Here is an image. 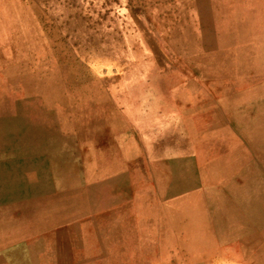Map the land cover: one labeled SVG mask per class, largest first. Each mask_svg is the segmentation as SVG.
Returning a JSON list of instances; mask_svg holds the SVG:
<instances>
[{"label":"rangeland","instance_id":"1","mask_svg":"<svg viewBox=\"0 0 264 264\" xmlns=\"http://www.w3.org/2000/svg\"><path fill=\"white\" fill-rule=\"evenodd\" d=\"M74 261L264 264V0H0V264Z\"/></svg>","mask_w":264,"mask_h":264},{"label":"crops","instance_id":"2","mask_svg":"<svg viewBox=\"0 0 264 264\" xmlns=\"http://www.w3.org/2000/svg\"><path fill=\"white\" fill-rule=\"evenodd\" d=\"M73 207H70L69 209L65 210V216L67 218H70L71 219V216H74L75 214H77L76 212V207L73 205H71ZM109 210V212H113L115 211V209L113 207L107 209V211ZM97 214H92L91 213V219L90 220H94V216H96ZM74 219V218H72ZM106 219H108V213H106ZM70 225L71 224V220H68V223L67 225ZM89 226H91L89 224ZM90 228H82V231H81V234H80V237L82 238V242H83V239H84V242H83V246L82 244L81 245H78L77 241H71L70 240V237H74L78 234L77 230H76V234L74 232H72V230L69 228L67 229L66 227L63 228L60 233H59V239L58 241H54L52 242V244H56L58 245L60 248H58V252L59 253H63L64 255H62V258L64 260H72V257H69L68 254L69 253H72V252H77V250L81 249V246H82V249L80 251H84V250H91L95 245H97L98 243H102L104 244L105 248H104V252H112V250L114 251V248L113 247H119L121 250H125V242L124 241H114V232L113 229H110V228H107V229H98V228H95L94 230H88ZM88 230V232H87ZM121 234L123 235L124 233L121 232ZM62 236L65 237L64 240H61L62 239ZM92 236H95L96 239H92L93 237ZM102 237L101 240H98L97 238L98 237ZM89 238V239H87ZM46 243V242H45ZM48 243H51L50 241H48ZM85 247V249H84ZM79 248V249H78ZM113 248V249H112ZM50 252V251H49ZM86 252H89V251H86ZM61 259V257H58V259ZM74 260H75V257H74ZM90 260V258H89ZM78 261H74V264H77Z\"/></svg>","mask_w":264,"mask_h":264},{"label":"bare ground","instance_id":"3","mask_svg":"<svg viewBox=\"0 0 264 264\" xmlns=\"http://www.w3.org/2000/svg\"><path fill=\"white\" fill-rule=\"evenodd\" d=\"M4 1V0H3ZM7 42V41H6ZM5 44V43H4ZM17 67V66H16Z\"/></svg>","mask_w":264,"mask_h":264}]
</instances>
